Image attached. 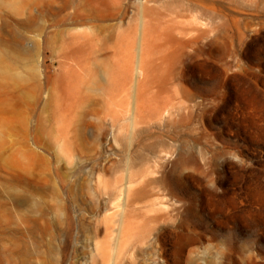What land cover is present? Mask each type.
I'll use <instances>...</instances> for the list:
<instances>
[{"label": "rangeland", "instance_id": "rangeland-1", "mask_svg": "<svg viewBox=\"0 0 264 264\" xmlns=\"http://www.w3.org/2000/svg\"><path fill=\"white\" fill-rule=\"evenodd\" d=\"M123 6L0 0V264H264V0Z\"/></svg>", "mask_w": 264, "mask_h": 264}, {"label": "bare ground", "instance_id": "bare-ground-1", "mask_svg": "<svg viewBox=\"0 0 264 264\" xmlns=\"http://www.w3.org/2000/svg\"><path fill=\"white\" fill-rule=\"evenodd\" d=\"M80 1V3H81V0H79ZM109 2H110V5L112 6V7H114L117 11H121V9L122 8H124V6H123V2H124V0H109ZM105 3V2H104ZM77 4H78V2H77ZM76 4V5H77ZM73 5H75V4H73ZM75 5V6H76ZM79 5V4H78ZM84 5V4H83ZM134 5V4H133ZM136 5V4H135ZM74 6V7H75ZM135 7V6H134ZM138 11H143V10H145L146 8H145V6H144V4H143V2H141L138 6ZM107 8V7H106ZM136 9V8H135ZM115 10V11H116ZM137 10V9H136ZM83 11H86V10H83ZM82 10H80L79 8H77V9H74V12L71 14V21H72V24H74L75 25V27H76V29H80V28H82V27H87L86 29H88V31L86 32L84 29H82V30H84V32H82L81 31V33H77L76 35H71V36H73V37H71V40L69 41V42H67V41H65L64 39L62 40V43H61V49L63 50V51H68V50H71L72 48H75V47H77V48H80V47H82V46H84V45H86L87 43H89L88 45H93V43H94V45H95V41L98 39L97 37V35H95V33H94V26H93V23L97 20L96 19V16H93L92 14H88V15H86L85 14V12H83ZM89 11V10H88ZM88 13V12H87ZM92 13V12H91ZM95 14L97 13V12H94ZM120 13V12H119ZM66 16H67V14H66ZM65 16V17H66ZM100 17V16H99ZM66 18H64L63 20H65ZM144 23V22H143ZM57 26V23H53V27H56ZM98 29V28H97ZM65 31V30H64ZM104 31V30H103ZM97 32H98V30H97ZM67 33H69L68 31H67ZM66 33V34H67ZM144 35V34H143ZM68 36V35H67ZM69 37V36H68ZM145 37V36H144ZM143 38V37H142ZM142 41H143V39H142ZM93 42V43H92ZM99 41H96V44L98 43ZM94 45L93 46H91V47H94ZM87 47V46H86ZM90 47V48H91ZM105 50V49H104ZM94 54V53H93ZM53 57L55 58L56 57V52L55 51H53ZM65 67H66V65H64ZM68 68H71V67H68Z\"/></svg>", "mask_w": 264, "mask_h": 264}]
</instances>
